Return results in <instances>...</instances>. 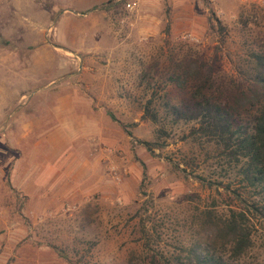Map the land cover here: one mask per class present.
<instances>
[{
  "label": "rangeland",
  "instance_id": "rangeland-1",
  "mask_svg": "<svg viewBox=\"0 0 264 264\" xmlns=\"http://www.w3.org/2000/svg\"><path fill=\"white\" fill-rule=\"evenodd\" d=\"M255 52L256 0H0V264H70L65 246L87 264L169 257L229 208L251 240L229 263L264 264L257 189L164 110L184 69L224 97L262 92Z\"/></svg>",
  "mask_w": 264,
  "mask_h": 264
},
{
  "label": "trees",
  "instance_id": "trees-1",
  "mask_svg": "<svg viewBox=\"0 0 264 264\" xmlns=\"http://www.w3.org/2000/svg\"><path fill=\"white\" fill-rule=\"evenodd\" d=\"M252 80L262 90L242 95L222 96L199 80L197 70L182 71L184 84L192 81L190 90L181 94L175 103L167 100L164 110L173 122H194L189 133L216 150L224 163L240 174L243 186L257 189L259 199L250 206L258 214L264 213V54L253 55ZM180 77V75H177ZM178 77L174 81L178 82ZM199 80V82L195 81ZM196 82V83H194ZM187 85V84H186ZM240 101L250 103L242 107ZM147 105L142 118L156 121L157 116ZM162 132L161 128L158 130ZM224 218L205 213L180 251L169 257L146 250L142 255L130 254L128 264H230L240 258L251 245L247 216L241 210L229 208ZM70 264H87L77 248L61 252ZM136 255V256H133ZM136 257V258H134ZM134 258V260H133ZM132 259V260H131Z\"/></svg>",
  "mask_w": 264,
  "mask_h": 264
},
{
  "label": "crops",
  "instance_id": "crops-1",
  "mask_svg": "<svg viewBox=\"0 0 264 264\" xmlns=\"http://www.w3.org/2000/svg\"><path fill=\"white\" fill-rule=\"evenodd\" d=\"M72 109L74 108V104L72 105V106H70ZM71 109V110H72ZM76 113H72V117H75L76 115H75ZM75 133V132H74Z\"/></svg>",
  "mask_w": 264,
  "mask_h": 264
},
{
  "label": "built area",
  "instance_id": "built-area-1",
  "mask_svg": "<svg viewBox=\"0 0 264 264\" xmlns=\"http://www.w3.org/2000/svg\"><path fill=\"white\" fill-rule=\"evenodd\" d=\"M254 1V0H253ZM258 3H264V0H256Z\"/></svg>",
  "mask_w": 264,
  "mask_h": 264
}]
</instances>
